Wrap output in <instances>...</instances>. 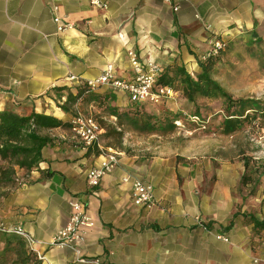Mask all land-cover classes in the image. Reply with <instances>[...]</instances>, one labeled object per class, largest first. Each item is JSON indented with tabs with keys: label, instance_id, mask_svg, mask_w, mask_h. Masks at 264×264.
Returning <instances> with one entry per match:
<instances>
[{
	"label": "crops",
	"instance_id": "0c3cea01",
	"mask_svg": "<svg viewBox=\"0 0 264 264\" xmlns=\"http://www.w3.org/2000/svg\"><path fill=\"white\" fill-rule=\"evenodd\" d=\"M100 1L105 9L89 0H59L58 14L71 27L58 33L48 0H0V111L64 123L81 113L101 129L99 145L92 148L73 139L69 128L42 131L52 144L36 168L16 169L17 184L1 190L0 227L28 233L40 264H79L74 252L49 246L68 221L70 202L78 201L91 220L82 257L107 264H255L254 258H264V231H253L246 219H264V193L258 207L249 205L258 209L254 214L244 212L248 206L237 210L234 191L242 165L229 158L234 145L200 141L193 157L149 140H124L123 149H114L103 142V124L114 125L103 110L121 112L133 105L128 96L99 87L94 98L81 97L65 114L58 106L66 92L58 90L75 94L107 65L114 78L131 81L128 51L161 68L176 64L191 73L214 40L264 55V0ZM174 96L165 99L170 111ZM109 151L118 154V164L90 189L86 175ZM134 181L150 186L152 205L133 203ZM218 234L228 241L216 239Z\"/></svg>",
	"mask_w": 264,
	"mask_h": 264
},
{
	"label": "trees",
	"instance_id": "16d2710c",
	"mask_svg": "<svg viewBox=\"0 0 264 264\" xmlns=\"http://www.w3.org/2000/svg\"><path fill=\"white\" fill-rule=\"evenodd\" d=\"M221 42V41H220ZM223 46V42H221ZM222 49V47H221ZM220 49V50H221ZM214 55H210L205 61H198L200 71L196 75H190L183 66H167L156 80V85L170 88L174 93L178 92L188 103L194 99H218L222 101L224 116L211 128V131L222 136H229L248 124L264 122V101L254 99H233L213 79L212 69ZM66 99L58 108L67 114L78 99L94 98V94L83 84L75 90V94L67 89ZM145 104L131 105L124 111L125 120H129L133 128L145 131L155 128H163L164 122L157 114H148ZM116 115L115 110L111 112ZM120 119L122 116L116 115ZM200 122L201 115H194ZM144 118H146L144 120ZM178 118L174 117L167 123L170 129L175 128L174 123ZM57 128H69V123H64L51 116L31 113L29 116H19L10 111H0V189L12 188L17 184L16 169L24 173H30L42 162V150L52 144V138L42 134V131ZM198 128V126H197ZM206 132V131H205ZM243 173L239 184L242 186H254L264 181V162H252L249 158L242 159ZM254 190V188H253ZM0 196H2L0 192ZM253 231H264V219L256 220L248 218ZM3 247L0 251V264H40L36 254L29 249L24 241L15 235L0 233Z\"/></svg>",
	"mask_w": 264,
	"mask_h": 264
},
{
	"label": "rangeland",
	"instance_id": "374dc122",
	"mask_svg": "<svg viewBox=\"0 0 264 264\" xmlns=\"http://www.w3.org/2000/svg\"><path fill=\"white\" fill-rule=\"evenodd\" d=\"M249 53L245 48L232 49L231 47L228 48L227 43H223L222 49L213 57H216L212 69L213 79L233 99L264 101V55H250ZM206 58L205 56L200 61L203 62ZM162 69L164 70L165 68ZM199 71L200 68L198 67L196 73ZM188 73L192 76L196 75V73ZM173 94H175L173 111H170L167 107L166 100H163L158 105L145 104V111L148 114H157L161 118L160 122H164L165 124L163 128H156V130H154L155 128H150V130L140 131L133 128L132 123L129 120H125L123 114L131 105L121 112L114 108L106 107L103 112L107 114L108 118L112 117L114 119V125L108 123L103 124L105 129V135H103L104 144H108L114 149H123L122 144L124 140L126 144L136 141L145 143L149 140L153 145L168 144V146L186 152L193 157L196 155L195 152H198L195 150L197 147L196 143L203 141L207 145L211 144L220 147L234 145L232 155L229 150V158L233 156V161L236 164L242 165V159L244 157L251 159L252 162H264V122L260 124L258 122L251 125L246 124L242 130L229 136H222L211 131V128L220 121L219 118L224 116L221 100L195 98L193 103H188L182 98L180 93L173 92ZM112 110H115L116 115L122 116V118L120 119L118 116L113 115L111 113ZM196 113L197 115H201L200 119L204 120V130L197 128V125L190 120ZM174 117L178 118L176 122L180 124L178 126L174 124L175 128L170 129L167 123ZM98 121L101 123L99 119ZM225 154L224 151L222 156H225ZM241 171L234 191V196L237 199L236 208L237 210H243L244 206H248V209L244 210V212L251 211L253 213L258 209L251 207L253 205L258 207L260 195L264 193V186H262V182H259L256 187L240 185L239 181L243 173V165ZM246 221L249 222L248 219ZM218 235L221 236V234ZM0 244H3L1 236ZM256 244L259 246L257 242ZM252 250H254L253 247ZM260 259L264 260V258ZM260 259L254 258L253 262L255 264L259 263L261 262Z\"/></svg>",
	"mask_w": 264,
	"mask_h": 264
},
{
	"label": "built area",
	"instance_id": "2783aa9c",
	"mask_svg": "<svg viewBox=\"0 0 264 264\" xmlns=\"http://www.w3.org/2000/svg\"><path fill=\"white\" fill-rule=\"evenodd\" d=\"M53 13L52 21L56 26V31L62 33L70 29L71 25L63 23L58 14L59 0H48ZM169 3L170 0H164ZM92 7L105 9L106 6L100 0H89ZM177 8H174L176 11ZM222 45L219 40L211 42V50L206 57L215 55L221 49ZM130 69L132 71V79L129 82L114 78L112 66L107 65L103 73L94 81L85 83L87 88L94 92L97 88L108 86L116 91H121L128 96V101L133 105H142L151 103L154 105L160 104L163 100L168 99L173 95V92L167 87L156 85V80L162 73L163 69L157 63L151 60H141L134 51L126 53ZM191 122L195 123L198 128L204 130L205 123L200 122L196 117L190 118ZM179 125V122H175ZM69 130L73 139L79 141L84 147H98L99 136L101 129L95 119L82 115L75 114L69 122ZM118 164V154L109 151L105 154V161L100 167L91 169L86 175V184L90 189H95L99 186L102 178L112 171ZM264 186V181H262ZM132 200L135 205L149 206L153 204L152 190L149 185L140 181L132 183ZM70 212L66 225L59 229L52 237L49 246L58 249H67L75 253L79 264H107L99 258H86L80 254L82 245L85 242L86 235L91 228V220L87 215L86 205L72 201L69 204ZM0 232L3 234L15 235L22 239L26 246L30 248L35 242L34 239L26 233L21 227L3 228L0 227ZM218 240L226 242L223 236H217Z\"/></svg>",
	"mask_w": 264,
	"mask_h": 264
}]
</instances>
